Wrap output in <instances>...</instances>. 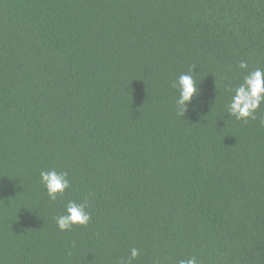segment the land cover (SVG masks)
<instances>
[{"label":"trees","instance_id":"1","mask_svg":"<svg viewBox=\"0 0 264 264\" xmlns=\"http://www.w3.org/2000/svg\"><path fill=\"white\" fill-rule=\"evenodd\" d=\"M241 61L247 69H240ZM201 96L177 114L176 77ZM264 0H0V264H264ZM66 171L49 200L41 170ZM91 220L61 232L68 200Z\"/></svg>","mask_w":264,"mask_h":264},{"label":"clouds","instance_id":"2","mask_svg":"<svg viewBox=\"0 0 264 264\" xmlns=\"http://www.w3.org/2000/svg\"><path fill=\"white\" fill-rule=\"evenodd\" d=\"M240 69H247V62L241 61ZM194 67L188 73L179 74L172 84L176 90L175 105L177 114L185 116L189 105L201 96V89L197 84L193 73ZM231 99L227 105V115L235 118L237 121L256 119V112L261 104H264V70L259 68L249 71L244 76L243 82L239 83L233 89ZM259 124L264 127V120ZM39 182L46 191L51 201H56L59 196L65 194L70 187L69 175L66 171H57L54 168L41 170L39 173ZM88 209V200L84 199L82 203L74 200H68L64 205V212L55 217L57 228L61 232L72 231L75 226H87L91 220V214ZM140 255L139 249L133 247L130 249V255L127 261L121 260L118 264H132ZM178 264H200L196 256H189L181 259Z\"/></svg>","mask_w":264,"mask_h":264}]
</instances>
